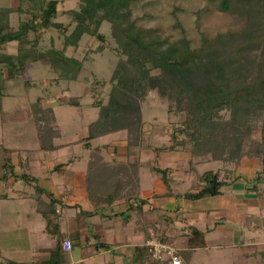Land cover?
Segmentation results:
<instances>
[{
  "label": "trees",
  "instance_id": "obj_1",
  "mask_svg": "<svg viewBox=\"0 0 264 264\" xmlns=\"http://www.w3.org/2000/svg\"><path fill=\"white\" fill-rule=\"evenodd\" d=\"M132 1L79 0L76 7L64 11L73 25L68 33L67 26L63 27L60 21L55 20L58 0H16L12 6L0 8V68L3 67L6 72L0 81L1 118L4 116L2 91L6 82L23 78L28 63L44 61L58 71V78L72 80L77 77L82 65L66 49L71 47L75 50L83 35L96 38L98 44L94 51L111 48L116 52L117 61L109 79L108 99L97 103V117L87 125L85 137L87 143L99 136L125 131L123 147L126 161L106 160L99 149H95L90 151L87 164L101 194L116 198L135 195L133 191L122 193L120 188L124 179L137 184V169L141 165L139 154L144 148L140 98L149 90L153 89L158 95L166 94L170 101L181 96L187 100L185 117L176 129L184 137L178 138L172 133L173 143L168 149L172 150L176 145L187 149L191 142L193 156H205L225 165L237 164L245 157L241 129L247 122L246 111L255 104L264 105V63L262 60L255 61L246 71L240 66L244 54L241 49L264 42V0H215L221 10H233L246 23L238 30L219 33L214 37L202 35L196 46L191 45L183 30L180 39L170 40L159 27H145L138 23L132 17ZM12 13L18 15L16 27L9 20ZM103 21L110 24L109 36L114 46L99 31ZM173 24L182 29L176 16ZM62 27L61 47L38 48L44 30ZM11 40L17 43V52L13 55L3 51V46ZM200 75L205 79L203 84L197 81ZM72 100L76 103L75 98ZM30 106L38 148L44 151L56 148L54 140L60 133L53 127V109L42 108L38 99ZM221 109L232 111L228 122L218 120ZM262 137L264 139V126ZM151 149L156 156L158 148ZM12 152V149L0 143V180L6 182L11 177L31 184L35 180L32 175L25 171L14 173ZM150 169L164 184L166 195L182 196L189 200L218 194L233 174V170L225 166L215 171H204L197 175L194 187L181 193L171 190L172 179L167 167L151 165ZM259 176L260 173L255 178L259 179ZM101 183L105 184L104 188H101ZM34 191L33 196H37L36 209L48 221L56 201L51 193L37 185ZM3 196L0 194V198ZM192 235L195 239H192L191 246H202V232L192 229ZM137 250L142 251L139 254L140 264H170L167 260L150 261L147 244Z\"/></svg>",
  "mask_w": 264,
  "mask_h": 264
},
{
  "label": "crops",
  "instance_id": "obj_2",
  "mask_svg": "<svg viewBox=\"0 0 264 264\" xmlns=\"http://www.w3.org/2000/svg\"><path fill=\"white\" fill-rule=\"evenodd\" d=\"M13 15L18 22V15ZM10 23L14 26L12 21ZM3 51L16 54V41L7 42ZM32 63L24 70V87L32 86L28 80L31 76L26 74ZM5 73L1 67L0 81ZM14 81L17 80H8L2 91V125L7 121V113L16 115L19 111L15 107L11 112L5 110L4 99L14 95L11 90ZM37 99L28 100L24 105L29 112L28 121L33 120L30 104ZM44 100L41 99V107L53 109L45 105ZM34 135L36 139L35 127ZM0 143L13 150L14 173L25 171L35 178L31 184L11 177L6 182L0 180V194L4 195L0 198V225L3 227L0 234L9 236L0 242V264H140L142 251L137 249L146 246L151 233L176 247L181 264H195L196 254L200 253L199 264H263L258 257L264 256V236L261 235L264 233V167L257 159L245 158L235 165H225L233 174L218 194L189 200L165 194L164 184L143 160L144 148H141L137 184L124 179L120 188L122 193L133 191L135 195L116 198L101 194L87 164L90 151L95 149H99L106 160L126 161L124 142L109 143L102 146V150L90 147L88 141L89 154L84 168L76 165L77 160L63 154L51 157L50 152H60L64 145L55 140L56 148L52 150H40L36 140L35 147L24 148L22 154L21 149L9 147L4 141ZM142 145L145 147L148 143L142 140ZM38 164L45 165L44 173L31 172ZM146 167L153 175L148 177L150 184L144 186L141 169ZM258 173L260 176L256 179ZM170 177L171 190L184 192L176 188L173 175ZM35 185L51 193L56 201L48 221L36 209ZM26 186L33 190H26ZM104 187L101 183V188ZM27 198L34 199V206L24 202ZM31 211L42 218H36ZM192 229L202 232V246H191L195 239ZM65 239L71 243L68 252L61 246Z\"/></svg>",
  "mask_w": 264,
  "mask_h": 264
},
{
  "label": "rangeland",
  "instance_id": "obj_3",
  "mask_svg": "<svg viewBox=\"0 0 264 264\" xmlns=\"http://www.w3.org/2000/svg\"><path fill=\"white\" fill-rule=\"evenodd\" d=\"M15 1L0 0V8L12 6ZM78 3L79 0H58V13L55 20L60 21L63 27L67 26L66 33L73 25L64 11L76 7ZM259 6L261 7V4ZM131 12L132 17H135L138 23L145 27H159L164 35L169 36L170 40L180 39L183 30L184 35L191 40L192 46L199 44L202 35L214 37L219 33L238 30L246 23L245 19L233 10H221L215 0H133ZM13 14L15 13H12V16L10 14L9 20L12 19L10 21L15 26L17 17ZM175 16L179 19L182 29L174 26ZM63 27L44 30L38 48L45 50L51 46L61 47ZM99 31L106 36L112 46L115 45L109 36L110 24L108 22L103 21ZM97 44L95 37L83 35L75 50L71 47L66 49V52L81 61L82 65L79 74L72 80L58 78V71L42 61H36L28 66L26 74L31 76L28 80L32 86L24 87L23 80L20 78L12 84L11 90L14 95H9L4 99L6 111L11 112L12 107L18 108L19 111L16 115L7 113V121L4 125L0 121V142L4 141L9 147L21 149V154L24 148L35 147V124L33 120L28 121L29 112L24 105L28 100L33 101L38 98L41 103V99H45L44 104H49L54 111L53 127L60 133L55 142L64 144L60 152H50L51 157L63 154L77 160L76 165L78 164L79 167H85L89 154V146H86L85 140L87 125L97 117V103L106 102L108 99L109 79L117 61L116 52L111 48L94 51ZM241 50L244 52L240 60L243 70H249L255 61L262 60L264 63V42L257 46L243 47ZM204 80L201 75L197 79L201 84ZM73 98L76 99V103L73 102ZM142 98H140V105L143 113V141L144 144L148 143V146H145L141 152L142 158L150 165L159 168L167 167L168 174L173 175L178 190L185 191L194 187L198 174L208 170L222 169L225 166L224 163L209 160L205 156H193L190 149L191 142L188 143L187 149L178 145L172 150L168 149L173 143L172 133H175L178 138L184 137V134H178L176 130L186 114L187 100L184 96L170 101L166 94L158 95L151 89ZM231 113L229 109H221L217 118L221 122H228ZM246 115V125L241 129L242 150L245 156L243 159H257L264 167V139L262 137L264 105H253L246 111ZM125 138V131H117L96 137L89 141V145L92 148L100 147L103 150L102 146L109 143L120 144ZM151 147L158 148L156 156ZM30 165L34 167L32 163ZM36 167L35 170L31 169L32 173H44L45 165L39 166L38 164ZM150 175L153 173L148 167L141 169V181L144 186L150 184L148 178ZM25 189L32 191L33 187L26 186ZM24 202L34 206V199L27 198ZM31 213L34 212L31 211ZM34 215L38 219L42 218L39 213H34ZM2 229L1 226L0 232ZM261 235L264 236V233ZM0 236V242L9 237L3 234ZM200 255L201 253L196 254L195 264H199L197 257ZM260 257H258L259 262L264 264V256Z\"/></svg>",
  "mask_w": 264,
  "mask_h": 264
},
{
  "label": "built area",
  "instance_id": "obj_4",
  "mask_svg": "<svg viewBox=\"0 0 264 264\" xmlns=\"http://www.w3.org/2000/svg\"><path fill=\"white\" fill-rule=\"evenodd\" d=\"M146 244L150 249V261L163 262L169 261L170 264H181L178 250L171 243L161 241L155 233H151ZM62 249L66 252L70 251L71 243L65 239L61 243Z\"/></svg>",
  "mask_w": 264,
  "mask_h": 264
}]
</instances>
